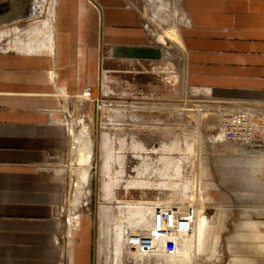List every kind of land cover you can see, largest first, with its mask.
<instances>
[{"label":"rangeland","instance_id":"obj_1","mask_svg":"<svg viewBox=\"0 0 264 264\" xmlns=\"http://www.w3.org/2000/svg\"><path fill=\"white\" fill-rule=\"evenodd\" d=\"M55 1L27 0L33 19L0 24V51L24 40L28 25L48 20ZM84 1L101 22L100 2ZM124 2L149 37L148 57L111 59L121 50L101 43L95 86L87 84L75 95L57 90L59 113L69 124L67 150L59 160L67 169V209L95 219L99 249L118 264H264V210L262 218H221V210L231 208L221 202L229 188L221 187L219 127L221 110L230 106L221 105V92L187 80L184 0ZM83 130L87 149L77 151L74 136ZM242 154L247 202L232 209L251 215L257 206L250 198L264 190V143ZM157 207L194 214L192 233L180 237L173 255L150 246Z\"/></svg>","mask_w":264,"mask_h":264},{"label":"crops","instance_id":"obj_2","mask_svg":"<svg viewBox=\"0 0 264 264\" xmlns=\"http://www.w3.org/2000/svg\"><path fill=\"white\" fill-rule=\"evenodd\" d=\"M98 1L101 22L84 0H56L48 20L28 25L24 40L0 51V264H118L99 249L93 217L70 212L77 220L66 222L67 169L59 162L69 124L57 90L75 95L95 86L101 43L121 50L111 59L148 57L137 14L124 0ZM184 10L188 82L221 92L222 106L264 102V0H184ZM34 17L27 0H0V24ZM245 164L237 146L221 141V187L229 188L221 202L231 208L221 218L263 217L264 190L250 198L257 206L251 215L232 209L247 202Z\"/></svg>","mask_w":264,"mask_h":264},{"label":"built area","instance_id":"obj_3","mask_svg":"<svg viewBox=\"0 0 264 264\" xmlns=\"http://www.w3.org/2000/svg\"><path fill=\"white\" fill-rule=\"evenodd\" d=\"M221 113V141L237 146L241 155L242 152L254 150L257 145L264 143V102L230 107L221 110ZM68 212L66 222L71 226L77 219ZM194 221L192 213L182 214L155 208L149 235L150 246H159L168 255L177 253L180 237L192 233Z\"/></svg>","mask_w":264,"mask_h":264},{"label":"bare ground","instance_id":"obj_4","mask_svg":"<svg viewBox=\"0 0 264 264\" xmlns=\"http://www.w3.org/2000/svg\"><path fill=\"white\" fill-rule=\"evenodd\" d=\"M88 137L89 136L87 135L85 130L81 131L80 133H76L75 134L74 138H75V145H76L77 151H82V150L87 149ZM85 178H86L85 177V172H81L80 173V180H79V184L80 185L83 184V181H84Z\"/></svg>","mask_w":264,"mask_h":264}]
</instances>
